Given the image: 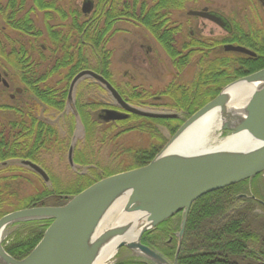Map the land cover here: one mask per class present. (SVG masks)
<instances>
[{
    "label": "trees",
    "instance_id": "16d2710c",
    "mask_svg": "<svg viewBox=\"0 0 264 264\" xmlns=\"http://www.w3.org/2000/svg\"><path fill=\"white\" fill-rule=\"evenodd\" d=\"M199 1L208 0H154L152 6L144 0H97L95 12L84 16L77 8L67 11L60 3L61 0H0V19L3 23L0 26V59H3L6 65L17 68L18 74L29 88H32L31 85L35 81L40 80H28L31 73L44 72L48 78L59 77V84L46 88L45 94L39 89H32L39 100L56 111H59V106L66 104L70 81L84 70L103 76L129 104L141 107V100L147 93L144 96L141 89L132 86H126L124 91L117 87L112 79V51L107 49V44L109 36L118 31L116 23L126 21L143 26L167 53L177 71L182 72L190 63L192 54L189 49L192 44L191 39L178 41L177 38L182 36V27L175 23L173 16L186 12L189 4ZM39 13L43 15L44 32L35 20ZM231 25L233 35L222 41L221 45L245 44V31L237 22H232ZM256 33V36L261 35ZM44 37L48 46L43 48V45L38 44ZM196 45L202 46L200 41H197ZM213 46L214 42H211L208 47ZM208 53H205L204 59H200L202 62L198 64L199 71L195 82L186 86L171 85V88L163 93L170 101L167 108L176 110L169 113L178 114L181 120H153L133 115L129 122H134L136 126L131 127L130 131L153 134V124H147L153 122L164 126L170 135H174L186 120L214 100L227 85L264 68V64H261L248 74H240L237 69L246 66L247 58L230 55L214 59L210 56V49ZM27 57L41 59L42 63L38 61L39 66L47 65V69H34L38 65L23 60ZM81 86L83 88L80 91L96 89L103 93L94 97L98 99L95 101L97 103L89 104V101L84 100L88 96L81 93V98L77 99L79 106L97 111L110 103L106 100L108 95L102 86L94 84L92 80H86ZM8 111L11 112L10 106L0 104L1 115ZM10 112L9 118L0 117V220L12 212L27 208L64 206L71 198L105 178L72 177L73 182L67 190L54 186L52 190L39 192L21 200L15 185L19 178L11 174L15 171L25 172L26 168L12 164V161L28 159L45 168V161L39 158V155L43 154L42 150L58 153L60 149H64L63 143L68 141L70 136L65 137L61 130L54 128L27 127L20 121L13 122ZM81 113L85 118L86 112ZM119 124L123 125L125 122ZM96 131L95 126L86 128L85 140L88 146H93L97 140ZM105 139L106 134H103L101 140ZM167 142L162 134L161 144L155 146L154 153L157 154ZM153 157H149L146 152L135 154L129 170L147 165ZM88 164L86 160L83 165ZM260 177H256L252 182H260ZM247 186L248 181L211 193L193 204L187 217L177 264H264V194L256 191L251 195ZM244 194L249 197L238 198ZM182 217L183 214L179 213L147 232L142 238V244L159 252L173 263L179 243L176 234L181 230ZM51 223L31 221L14 225L4 242L6 252L16 260L26 258L42 240ZM123 254L128 253L122 250L120 257ZM120 257L115 264H152L137 258Z\"/></svg>",
    "mask_w": 264,
    "mask_h": 264
},
{
    "label": "water",
    "instance_id": "95a60500",
    "mask_svg": "<svg viewBox=\"0 0 264 264\" xmlns=\"http://www.w3.org/2000/svg\"><path fill=\"white\" fill-rule=\"evenodd\" d=\"M92 0H85L82 12L88 15L93 10ZM188 16L209 20L221 28L227 23L217 15L207 11H190ZM226 52L255 56L243 47L225 46ZM93 79L111 95L115 104L125 113L106 111L105 121H122L128 115L145 118L170 120L177 114L149 113L127 104L118 91L102 76L93 71H83L72 81L69 101L72 100L76 85L83 79ZM1 80V75H0ZM7 86L6 82L2 80ZM238 84L256 85L248 103L237 112L231 108L232 100L228 90ZM216 114L220 120L217 139L229 140L232 137H246L254 146L236 152L234 149L215 153H200L184 156L181 153H168L171 147L192 128L208 116ZM224 133H227L223 137ZM210 139L209 145L214 147ZM72 151L69 155L71 159ZM23 164L40 176L45 183L49 177L45 171L32 162ZM264 173V69L228 85L210 103L190 117L169 140L162 151L145 167L108 177L97 182L62 207H40L16 211L0 220V264H94L107 246L115 245L113 260L121 249H127L131 256L152 264H177L180 246L185 233L187 217L193 204L200 198L219 190L252 180ZM121 201L119 221L135 218L121 227L120 222L105 226L113 205ZM183 213L181 230L177 234L180 243L174 263L162 254L142 244L143 236ZM31 221H52L43 239L25 259L17 261L3 248L7 229L17 223ZM115 224V225H114ZM138 227L135 239L129 238L130 229ZM102 229V230H101Z\"/></svg>",
    "mask_w": 264,
    "mask_h": 264
},
{
    "label": "rangeland",
    "instance_id": "374dc122",
    "mask_svg": "<svg viewBox=\"0 0 264 264\" xmlns=\"http://www.w3.org/2000/svg\"><path fill=\"white\" fill-rule=\"evenodd\" d=\"M3 1L6 2L7 0ZM84 1L85 0H61L60 3L67 11L71 10L72 8H77L79 11H81ZM94 1L96 3L97 0ZM144 1H146L148 5L152 6L154 0ZM204 9H208V11L220 14L229 22H237L247 31L250 30V28H254V25H257L264 30V6L259 0L199 1L197 3L189 4L186 8V12L178 13L173 16L175 23L182 27V36L177 38L178 41L184 42L185 40H190V34L193 31L201 35H195L196 38L203 39L204 41H207V39L227 37V32L219 28L214 23H211L205 19L191 18L187 16V13L190 11H204ZM35 20L38 26L44 32L43 15L39 13ZM2 25L3 23L0 19V26ZM116 29L118 30L117 33H112L109 36L107 49L112 51L110 71L112 73V79L117 87L123 89L124 91L127 88L126 86H132L134 88L141 89L144 92V96H146L147 93V96L141 100H145L144 103L146 101H150V98L153 96H163L164 102L170 103L169 98L165 97L163 93L168 91L169 88H171V85L186 86L187 84L195 82L197 77L196 75L199 71L198 63H189V65L182 72H178L167 53L143 26H138L134 23L123 21L121 23H116ZM40 44L43 46H48L47 39L45 37L42 38L38 45ZM230 55L232 54H226L227 57H230ZM9 68L11 69L10 66ZM11 71L12 69L10 70V74ZM10 74L7 78V82L11 85L9 90H7L0 82V104L7 106L11 105L10 95L14 93L16 88H22L18 78ZM57 80L58 79H54L49 84L54 86V83ZM83 82H85V80L81 81L80 85H82ZM78 87L79 86H77L78 90L83 88V86H80V88ZM77 89H75L73 101L71 102L72 104H75L76 99L79 100V98H81V96H79V92L77 93ZM95 92H97L96 89L87 91L83 90L82 94L83 96H91L94 95ZM85 99L90 100L91 98L85 97ZM141 109L142 111L148 110L143 109V107L139 108V110ZM9 112L10 111L3 113L0 116L1 119L9 118ZM129 126L131 128L136 126V124L131 122ZM161 130L162 134L167 140L172 137L170 132L166 130L164 126H162ZM147 134L148 133L131 130L129 135L122 136L117 140L119 141V145H121L119 151L122 148L128 149L127 153L119 154L121 158L118 160V162L120 163L108 162V164H106L107 162L102 158L108 160L109 154L112 151L109 152L111 147L107 150L104 147L102 152L97 154L99 156L98 163L100 164L99 166L101 169H98L94 173L101 176L104 173H112V170H114L113 173H117L121 170L126 172V168L128 166L131 168V165L133 164L134 155L141 153V151L147 150L154 143V140L151 139ZM62 135L69 137L66 131H62ZM218 136L219 132L212 134V138H218ZM68 139H70V137ZM90 152L92 154L91 150ZM47 158L48 159L45 161V167L50 170V174L52 175L50 176V183H45L38 175L34 173L32 174L30 172L26 173L15 171L11 174V176H17L19 178L15 182V185L17 186L16 188L18 189H15L19 192L20 198H22L21 200H26V198L31 197L39 192L52 190L54 186L60 188L61 190H67L69 189V186H71L73 182V172L67 166L68 163L66 162L65 156L60 154V152L54 153L53 151V155H50ZM91 165L92 163L89 162L86 167L91 168ZM82 171H84V169H82ZM261 182H259V186L264 183ZM125 255L126 254H123V256Z\"/></svg>",
    "mask_w": 264,
    "mask_h": 264
},
{
    "label": "flooded vegetation",
    "instance_id": "af4514ba",
    "mask_svg": "<svg viewBox=\"0 0 264 264\" xmlns=\"http://www.w3.org/2000/svg\"><path fill=\"white\" fill-rule=\"evenodd\" d=\"M92 1H93V5H94L93 10L91 11V13H89L88 15H84V16L92 15L95 12L97 4L95 3L94 0H92ZM259 1L264 6V2H262L264 0H259ZM205 10L208 11V9H204V11ZM81 13L83 14L82 10H81ZM214 14L221 16L220 14H218L216 12ZM189 17H191V16H189ZM191 18H199V17H191ZM224 20L227 23L225 28H221L218 25L217 26L219 28H221L222 30L227 32V37L207 39V41H204L203 39L195 37V35L201 36L199 33L195 32V31L191 32V34H190L191 42L190 43L192 45L190 46L189 50H190V53L192 54V57H190V59H189L190 64L191 63H198L199 64L200 62H202L200 59L203 58L205 53L209 54L208 53L209 49L211 50L210 56H212L214 59L215 58L221 59V56H226L227 53L235 55L236 57L242 56L244 58H247L246 66H241L237 69V71L241 72L240 74H248L251 72V70L254 67L260 66L261 64H264V30L261 29L257 25H254V28H250V30H248V31L242 27V29L246 33L244 36L245 44L244 43H239V44L238 43H236V44L232 43V44L221 45L222 41H224L229 36L233 35L232 34L233 28L231 25L232 22H229L226 19H224ZM207 21H209V20H207ZM209 22H211V21H209ZM256 32L261 33V35L256 36L255 35ZM197 41H200L202 46H199V45L195 46V43ZM211 42H214V46L212 48H209L208 46L211 45ZM217 43H219V44H217ZM204 45H206V46H204ZM227 45H232L235 47L240 46V47L246 48L247 50L254 53L255 56H250V55L235 53V52H226L224 48ZM43 48H44V46H43ZM23 60L30 62V64H32V65H33V63L38 65L37 67L35 66L34 69H43V70L47 69V65L39 66V62L41 60L39 58H34V57L28 58L27 57ZM5 63L6 62L3 59H0V75H1L0 82L2 83V85L7 90H9L11 88V85L7 82V78H8V75L10 74V70L12 69L13 72L11 71L10 75H12V76L14 75L16 78H18V80L22 86V88H20V87L16 88L14 93L10 95L11 119H13V122L20 121L23 125H25L27 127H33L34 126V127H38V128H54V129H58L59 131L61 130V134H62V131L68 132V135L70 136V139L72 140V143H71L70 139L68 141L66 140V142L63 143V145H64L63 150L64 151L61 149L59 151H60V154L65 156L66 162L68 163L67 166L73 172V177L100 176V175H96L94 172H96L98 169H101L99 166L100 164L98 163L99 156L97 154L101 153L104 147L106 150L111 147V150L109 152L112 151L109 154L108 160H105L104 158H102L104 161L107 162L106 164H108V162H118V160L121 158V156L119 154L128 152V149H126V148H122L119 151L121 145H119V141H117V140L122 136L129 135V132H130V126H129L130 122L129 121L131 119V116H133V115H128V118L123 120V121H105L104 117H105L106 111H117L119 113H125V112L115 104L111 95L97 81H95L93 79H88V78L83 79L85 81L86 80H92V82L94 84H98V85L102 86L103 91L108 95L107 96L108 98H106V100L108 102H110V103H108V105L106 107L100 108L97 111H93L91 108L87 109L83 105H82L83 107L79 106L77 104V99L75 100L76 101L75 104H72L71 102L73 101V96H72V100L69 101L70 87H71L72 81L78 75L77 74L76 76L73 77V79L69 83L68 94H67V98H66V104L59 106L58 107L59 111H56L55 109H51L50 107H48V105H46L44 102L39 100V98L36 97L34 95V93L32 92V89H34V90L39 89V90H41L40 92H43V94H45L46 88L56 87L59 84V82L61 80V79H59V77L54 76L52 78H48L44 72H40V73L35 72L33 74L31 73V74H29L30 78L28 80H33L36 78H39L40 80L35 81L34 84L31 85L32 88H29L28 84L18 74L17 68H12L10 66L11 67V69H10L9 66L6 65ZM40 63H42V62H40ZM30 69H32V68H30ZM1 70H2V72H1ZM257 72H255V73H257ZM219 74H221V68H220ZM29 75H27V76H29ZM248 76H250V75H248ZM241 78H244V77H241ZM241 78H239V79H241ZM54 79H58V80L54 83V86H51L49 83ZM104 79H106V78H104ZM2 80H4L6 82L7 86L4 84V82ZM83 80H81V81H83ZM81 81L76 85L75 89H77V86H79L78 88H80ZM75 89H74V92H75ZM96 91L97 92H95L94 95L88 96L91 98L90 100L84 98V100L86 102L89 101L88 104L90 102L97 103L95 101H97L98 99H96L94 97L97 96L96 94L102 95L101 93H103L102 91H99V90H96ZM78 92L80 95L82 93V90L81 91L78 90L77 93ZM73 95H74V93H73ZM120 96H121V94H120ZM76 97H77V95H76ZM150 99H151L150 101H146L145 103H144L145 100L141 101V104H142L141 107H143V109H148L145 112L162 113V112H169L171 110L176 111L173 109L169 110L167 108L168 104L164 102L163 96H159V97L153 96ZM123 100L127 104H129L124 98H123ZM34 105H35V107H34ZM129 105H131V104H129ZM141 107H137V109H139ZM81 112H86L85 118H83ZM0 115H1V112H0ZM142 118H145V117H142ZM145 119H151V118H145ZM153 120H156V119H153ZM177 120H181V119H179V117H178L177 119L171 120V121H177ZM120 122H125V124L120 125L119 124ZM147 124L148 125L153 124L154 133L153 134L148 133L147 135L151 139L154 140V143L147 150H144L141 152H146L149 157H153L155 155L153 157V159H154L159 154V152L162 150L161 149L157 154L154 153L156 151L155 146H158L161 144V135H162L161 128H162V126L159 124L153 123V122H147ZM92 126H95V128H97V131L95 134L96 135L95 137H97V140L95 141L93 146H88L87 142L85 140L86 128L92 127ZM165 129L167 130V128H165ZM70 131H71V133H70ZM120 133H122V135L119 136ZM103 134H106L105 140H101V137ZM55 142H56V140H55ZM92 148H93V150H92ZM89 149L92 151V154H91ZM57 150L58 149H56V151ZM71 151H72V156H71L72 162H70V160H69V155H70ZM42 153L43 154L39 155V158H42L44 161H46V159H48L47 158L48 156L53 155V153L45 152V150H42ZM153 153H154V155H153ZM90 154H91V156H90ZM86 160L88 162H91L92 165H94V166L91 165V168H90V167H86L87 165H83ZM27 161L32 162L31 160H28V159H24V160L14 159L12 161V164L17 165V166L21 165L22 167L26 168V170H25L26 173L30 172L32 174L33 173L36 174L33 170H31L29 167H27L23 164V162H27ZM118 163H120V162H118ZM34 164H37V163H34ZM121 164H123V163H121ZM37 165H39V164H37ZM147 165L141 166L139 168L145 167ZM39 166L45 171V173L47 174V176L49 178H50V176H52L50 174V170L48 168H46V167L43 168L44 166L42 167L41 165H39ZM129 168H130L129 166L126 168V172L129 170ZM139 168H135V169H139ZM82 169H84V171H82ZM135 169H131V170H135ZM116 170H120V169H116ZM113 171L114 170H112V173H113ZM121 171L123 172V170H121ZM112 173H110V174L104 173L101 176L106 178V177H110V176L117 174V173H113V174ZM260 178H261V181L264 182V175H262ZM247 188H248V192H250L251 195H253L252 193L255 194L256 191H258V192L261 191L264 194V183H262L259 186V182L257 184V182L248 181ZM244 192L248 193L247 191H244ZM251 197H254V196H251ZM259 203L263 204L262 201H259Z\"/></svg>",
    "mask_w": 264,
    "mask_h": 264
},
{
    "label": "bare ground",
    "instance_id": "6f19581e",
    "mask_svg": "<svg viewBox=\"0 0 264 264\" xmlns=\"http://www.w3.org/2000/svg\"><path fill=\"white\" fill-rule=\"evenodd\" d=\"M255 90H256V85L254 86V85H248V84H238V85L231 87L228 90V94L230 95V98L232 100L231 108L237 112H242L241 111L242 108L246 106V104L248 103V100L250 99L252 93L255 92ZM217 128H220L219 117L216 114H212L208 116L207 118H205L204 120H202L201 122H199L197 126L192 128L186 135H184L179 140V142L175 145L177 147L176 148L174 146L171 147L168 150V153H174V152L181 153L182 152V155L190 157V156L200 155V153H207V152L215 153V152H220L223 149L230 150L231 148L234 150L237 149L236 152H238L241 150L250 149L252 148V146H254V143H251L250 139L243 137V136L232 137L229 140H222V141L217 138H212V134L215 133L216 131L215 129ZM210 139L216 142L214 147H212V145H209ZM122 173L124 172L122 171L117 172L118 175ZM255 179L256 177L253 178L252 180H255ZM252 180H248V181H252ZM73 198H71L70 200H72ZM33 208H40V207H33ZM122 208H123V203H121V201H117L113 205L111 214L109 215L104 225L105 226L108 225L107 227L110 228L111 224L113 225V223H115L116 221H119V219L122 218L120 217ZM133 221H137V220L135 218H131V219H127L126 221H119L120 222L119 226L127 227V225ZM137 234H138V227H134L132 230L130 229L129 238L133 237V239H135ZM176 237L178 238L177 234H176ZM171 241L172 239L169 241V243ZM178 242L180 243L179 238H178ZM179 243H178V247H179ZM181 248H182V244L180 246V251H181ZM114 249H115L114 244L110 247L107 246L106 249L103 250V252L100 254V256L96 257L94 264H108V260L114 254ZM180 251H179V254H180ZM177 252H178V249L176 251V255H177ZM176 255H175V258H176Z\"/></svg>",
    "mask_w": 264,
    "mask_h": 264
}]
</instances>
